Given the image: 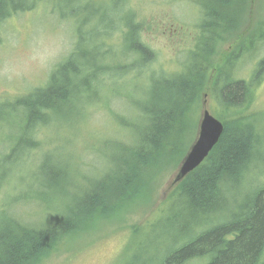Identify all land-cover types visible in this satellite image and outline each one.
<instances>
[{
    "label": "rangeland",
    "instance_id": "374dc122",
    "mask_svg": "<svg viewBox=\"0 0 264 264\" xmlns=\"http://www.w3.org/2000/svg\"><path fill=\"white\" fill-rule=\"evenodd\" d=\"M114 1L44 0L33 9L18 11L0 22V161L16 143H20L22 151H27L26 142L30 141L20 137L23 111L14 106L15 101L44 83L52 65L76 42L77 34L83 31L88 35L84 42L87 46L91 39H99L110 50L108 66L114 68L109 75L99 72L88 89L76 92L72 107L64 110L67 118L59 119L58 113H52L47 126L34 127L38 145L31 156H22L18 151L3 165L0 163V206L3 204L0 223L10 216L36 226L53 221L54 207L61 200L63 203L67 200L62 199L60 190L77 193L90 178L99 179L118 156L115 142L133 141L131 125L140 118L134 103L145 96L142 90L149 86V76L161 71L166 74L185 71L199 64L198 58L188 53L194 51L198 40L197 23L205 18L201 8L210 0H118L123 8L120 10L117 3L114 7ZM124 11L135 13V20L144 22L142 40L154 50L152 62L143 70L137 65L139 54L128 51L131 42L125 41L120 31L116 32L122 28ZM108 16L112 21L110 26L106 25ZM241 16L238 26L218 44L216 56H225L236 45L235 40H240L239 36L248 37L242 31L252 35L256 25L258 37L238 60L237 73L240 78L251 80L254 86L250 92V110L254 113L257 132L264 138V35L260 34L264 33V0L248 4ZM95 31L100 35L96 36ZM257 61L263 68L260 78L253 80ZM201 62L204 61L201 59ZM122 64L134 66L122 74L118 71ZM79 79L81 76L76 80L79 82ZM204 95L205 98L200 97L201 103L206 99L202 107L198 102L190 114L179 118L178 125L183 130L170 134L169 147L174 157L154 177L149 175L148 192L137 201L139 208L123 218L115 215L98 219L85 232L67 238L64 247L43 264H148L152 260V264H157L173 234L182 236L180 228L177 232L172 230L167 215L174 206L164 199L170 189L169 181L197 137L201 110L207 109L215 117L221 112L210 94ZM121 118L129 125H123ZM45 159L50 163L43 172L38 170V165ZM60 164L68 167L67 177L55 189L49 187L53 182L47 175L53 174V166L57 169ZM247 176V184L228 190L230 206L241 202L252 187L264 186L262 157L252 164ZM150 202L153 204L148 206ZM130 227L138 228L133 231Z\"/></svg>",
    "mask_w": 264,
    "mask_h": 264
},
{
    "label": "trees",
    "instance_id": "16d2710c",
    "mask_svg": "<svg viewBox=\"0 0 264 264\" xmlns=\"http://www.w3.org/2000/svg\"><path fill=\"white\" fill-rule=\"evenodd\" d=\"M41 1L44 0H0V22L18 11L33 9ZM210 1L203 4L201 14L205 18L197 23L198 41L194 46L197 52L188 53L197 57L199 64L195 63L194 68L187 67L185 71L170 74L161 71L149 76L151 82L142 90L145 96L134 103L140 118L131 125L133 141L129 144L115 142L119 153L113 165L99 179L90 178L86 186L79 189L80 193L60 190L62 199L67 200L65 203L61 200L54 207L53 221L36 226L10 216L0 223V264H43L64 247L67 238L85 232L98 219L115 215L123 218L139 208L137 201L148 192L149 175L154 177L174 157L169 147L170 134L183 130V126L178 125L179 118L193 111L198 105L197 98L207 87L221 111L217 118L222 121L223 130L203 161L173 185L164 198L174 205L167 214L172 230L177 232L180 228L182 236L173 234L169 244L172 248L166 247L157 264H264V186L246 196L248 202L245 205L237 202L230 206L228 196L232 187L228 180L241 184L239 170L247 172L254 161L248 156L255 148L254 141L264 143L253 121L254 113L244 115L252 101L250 85L235 76L232 58L225 57L219 63L209 60L210 55L218 52L215 49L218 42L227 38L231 26L240 21L247 5L255 0ZM118 2L114 1V7L117 3L118 9H123ZM121 17L122 28L116 32L120 31L123 39L131 42L128 51L139 54L137 65L143 70L154 58V50L142 40L144 22L135 21V15L127 11ZM111 24L109 16L106 17V25ZM95 32L96 36L100 35ZM260 34L264 35L263 32ZM87 36L83 31L77 34L76 42L52 65L44 83L15 101L14 106L23 111L20 137L30 141L26 142L27 151H22L20 143H16L10 153L3 155L2 165L18 151L22 156H31V151L38 145L34 127L47 126L52 113H58L59 119L67 118L64 110L72 107L76 92L88 89L90 81L97 80L99 72L109 75L114 69L108 66L111 55L108 56L106 50L109 49L97 38L85 45ZM211 42L212 52H205ZM95 46L100 49V56L95 55L93 50H98ZM97 62L102 63L101 66L96 65ZM195 65H198L196 69ZM133 66L122 64L118 71L124 74ZM257 67L258 71L263 68L260 64ZM80 76L78 82L76 79ZM120 122L129 125L124 118ZM49 163V160H43L38 170L44 172ZM73 168L75 171L74 164ZM67 170L63 164L57 169L53 166V174L47 175L53 182L49 187L57 189V185L66 180ZM130 228L135 231L138 227ZM204 228L206 231L195 237L194 233Z\"/></svg>",
    "mask_w": 264,
    "mask_h": 264
},
{
    "label": "bare ground",
    "instance_id": "6f19581e",
    "mask_svg": "<svg viewBox=\"0 0 264 264\" xmlns=\"http://www.w3.org/2000/svg\"><path fill=\"white\" fill-rule=\"evenodd\" d=\"M120 6H122V5H120ZM134 15H136L135 13H134ZM136 21V20H135ZM255 23L256 22H254V25H255ZM238 26V23L237 24H233L232 26H231V32L236 28ZM244 33L246 34V33H248L249 35H248V37L246 38L245 37V39H241V43H240V40L239 39H236L235 41H236V45L234 46V48L235 49H237V48H240V47H242V45H243V43L244 42H247V40L248 39H250L251 40V43L250 44H252V42L254 41V40H256V37H258V34H259V32H257L256 31V25L254 26V29H253V32H252V35H251V33L249 32V31H244ZM228 38V37H227ZM226 38V39H227ZM225 40V39H224ZM223 41V40H222ZM222 41H220V42H222ZM220 42H218V44L220 43ZM133 44H134V42H133ZM209 46V45H208ZM207 46V47H208ZM206 47V48H207ZM217 47H218V45L215 47V49H217ZM98 49V50H93L94 52H95V55H97V56H100V54H102L101 53V51H100V49L98 48V47H96L95 46V49ZM213 48H214V46H213ZM205 50V52L207 51L206 49H204ZM233 50V49H232ZM232 50H230V52H227V54L225 55V56H223V57H220L221 55H218V56H216V54H214V55H208L209 56V60H211V61H213V62H215V63H219L220 61H222L225 57L228 59V58H232L231 59V61H234L235 62V67H234V73H235V76L237 77V78H239V79H241V80H245V81H247V79H243V78H240L239 76H238V73L237 72H239V70L237 69V66L239 65V61L238 60H240V58L242 57V53L239 55V56H234V55H232ZM247 50H248V48H247ZM194 52H197V50H196V48L194 47ZM208 52V51H207ZM210 52H212V51H210ZM106 53H107V55L108 56H110L111 54V52H110V50H106ZM243 53H246V52H243ZM208 58V57H207ZM243 59V58H242ZM206 60V59H205ZM205 60H204V62H205ZM206 63V62H205ZM257 64L256 65H258L259 64V61H257L256 62ZM101 64L102 63H100V62H97L96 63V65H99V66H101ZM109 66H111V65H109ZM112 67V66H111ZM258 67L256 66L255 67V71L254 72H252L253 73V76H252V78H253V80H257V79H259L260 78V76H261V73H258V72H260V71H258ZM251 81V80H250ZM250 81H247L246 83L248 84V85H250V91L249 92H251L252 90H253V88H254V86L253 85H251V83H250ZM203 93V92H202ZM202 93H201V95L199 96V98H197L198 99V102H200V107H202V105H204V103L202 102L201 103V99H200V97L202 96ZM251 104V103H250ZM204 110L205 109H202L201 111V114L203 115V113H204ZM207 110V109H206ZM250 113H251V110L248 108L245 112H244V115L246 114V115H250ZM202 115H201V117H202ZM198 135V134H197ZM261 139H263L264 140V138H261ZM214 146V145H213ZM254 146H255V148L249 153V158L251 159V160H254L253 161V163L255 162V161H259V159H260V157H262L263 159H264V152H263V148H264V143L262 142V141H254ZM188 152V151H187ZM187 152H186V154H187ZM185 154V155H186ZM184 155V156H185ZM184 156H183V158H184ZM183 158L181 159V161L183 160ZM181 161L179 162V164L181 163ZM203 161V160H202ZM252 163V164H253ZM179 164H178V166H179ZM252 164H251V166H252ZM178 166H177V168H178ZM251 166H250V168H251ZM177 168H176V170H177ZM250 168L248 169V171L246 172L245 170H239L240 172H241V175H242V179L240 180L241 182V184H247V178H248V173H249V170H250ZM175 170V171H176ZM56 171H58V170H56ZM190 172V171H189ZM183 178V177H182ZM181 178V179H182ZM180 179V180H181ZM171 180V179H170ZM179 180V181H180ZM179 181H177V182H179ZM177 182H175V184L177 183ZM228 183L230 184V186H236V182L235 181H233V180H228ZM174 183L172 184V185H169V188H171L173 185H175ZM231 184H233V185H231ZM263 186H260V187H252L251 188V190L250 191H246V194H245V196L243 197V199H242V201H241V204H247V202H248V199H247V197L246 196H248L251 192H253V191H259V190H261V188H262ZM222 190V189H221ZM205 229H207V228H204L203 230H201V231H198V232H196V233H194V235H195V237H198L199 235H201V233L202 232H205L206 230ZM172 247L171 246H169V248H168V250H170Z\"/></svg>",
    "mask_w": 264,
    "mask_h": 264
},
{
    "label": "water",
    "instance_id": "95a60500",
    "mask_svg": "<svg viewBox=\"0 0 264 264\" xmlns=\"http://www.w3.org/2000/svg\"><path fill=\"white\" fill-rule=\"evenodd\" d=\"M198 135L188 148L187 154L171 177L169 185L179 181L187 172L198 166L208 155L213 145L219 140L223 130V123L206 109L199 121Z\"/></svg>",
    "mask_w": 264,
    "mask_h": 264
},
{
    "label": "flooded vegetation",
    "instance_id": "af4514ba",
    "mask_svg": "<svg viewBox=\"0 0 264 264\" xmlns=\"http://www.w3.org/2000/svg\"><path fill=\"white\" fill-rule=\"evenodd\" d=\"M238 23V22H237ZM241 34H243L244 35V31H242V33ZM239 36V35H238ZM239 38H240V43H241V39L243 38V39H245V36L244 37H242L241 38V36H239ZM197 39H196V43H197ZM195 43V44H196ZM250 43H251V40L250 39H248L247 40V42H244L243 43V45H242V47L241 48H237V49H235L234 48V46L232 47V55H234V56H239L241 53L243 54V52H248V50H247V48L249 47V45H250ZM211 45H212V42L210 43V45L206 48V50L208 51V52H210V51H212L211 49ZM249 49V48H248ZM206 58H207V56H206ZM205 58V59H206ZM258 73H260V72H258ZM206 90H210V88L208 87V88H206ZM207 95V94H206ZM203 97L205 98V95H203ZM203 103H206V99L205 100H203Z\"/></svg>",
    "mask_w": 264,
    "mask_h": 264
}]
</instances>
